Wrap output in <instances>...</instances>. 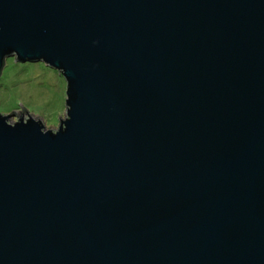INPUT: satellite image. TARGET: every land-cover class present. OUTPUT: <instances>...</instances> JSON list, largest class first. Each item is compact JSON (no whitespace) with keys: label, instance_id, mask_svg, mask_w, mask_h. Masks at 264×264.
Returning <instances> with one entry per match:
<instances>
[{"label":"water","instance_id":"obj_1","mask_svg":"<svg viewBox=\"0 0 264 264\" xmlns=\"http://www.w3.org/2000/svg\"><path fill=\"white\" fill-rule=\"evenodd\" d=\"M11 56L67 113H0V264H264V0H0Z\"/></svg>","mask_w":264,"mask_h":264},{"label":"rangeland","instance_id":"obj_2","mask_svg":"<svg viewBox=\"0 0 264 264\" xmlns=\"http://www.w3.org/2000/svg\"><path fill=\"white\" fill-rule=\"evenodd\" d=\"M67 82L56 69L42 61L5 60L0 74V113L8 115L24 106L30 116L40 118L45 128L57 129L67 113ZM24 115L28 116L26 111ZM18 120L12 115L10 122Z\"/></svg>","mask_w":264,"mask_h":264}]
</instances>
